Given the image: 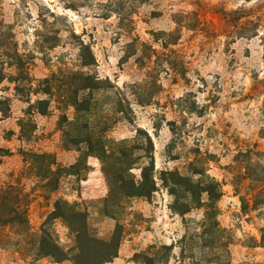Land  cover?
<instances>
[{
    "label": "rangeland",
    "instance_id": "rangeland-1",
    "mask_svg": "<svg viewBox=\"0 0 264 264\" xmlns=\"http://www.w3.org/2000/svg\"><path fill=\"white\" fill-rule=\"evenodd\" d=\"M78 73L100 87L82 90ZM36 100L48 101L45 114L28 107ZM86 136L102 141L109 171L117 160L136 183L152 162L150 194L108 197ZM42 153L55 162V190L31 157ZM261 155L264 0H0V186L27 195L33 234L62 198L101 239L116 224L120 245L142 233L135 264L137 254L150 264H264ZM51 228L72 245L62 223ZM26 242L0 228V264L55 263Z\"/></svg>",
    "mask_w": 264,
    "mask_h": 264
},
{
    "label": "trees",
    "instance_id": "trees-1",
    "mask_svg": "<svg viewBox=\"0 0 264 264\" xmlns=\"http://www.w3.org/2000/svg\"><path fill=\"white\" fill-rule=\"evenodd\" d=\"M82 49L87 53L86 56L82 57V65L88 66L93 60V56L90 54L89 47L82 45ZM19 69H23L21 65ZM83 82L81 84L82 90L92 91L98 89L100 82L97 79L91 78L88 75L83 74H72ZM44 88L41 93L44 95L51 94V85L49 80H43ZM36 93H39L38 91ZM71 105L76 108L78 101L71 100ZM47 100H36L34 105L29 104V108L33 106H40L36 108L39 113L45 114L47 110ZM22 121L20 127L22 128ZM85 143L88 149V155H95L102 163V172L109 182V193L108 197L113 194L120 193L125 197H147L152 190H145L148 186L147 172L152 170V162L149 167H142L140 173V182H135L134 177L128 174V169H121L118 165L117 160H113L112 164L114 170L109 171L108 165L105 163V159L110 157L104 150V146L100 139H91L86 136L85 139L81 140ZM148 141L150 139L148 138ZM78 143L77 141H74ZM150 143V142H149ZM99 149V153L94 152ZM251 151L244 153V155L251 154ZM262 156V155H261ZM34 160L40 162L41 177L45 179V186H48L50 182H54L53 190L56 189V171L51 170V167L55 165V162L49 154H31ZM264 157V156H262ZM125 175V176H124ZM209 183L212 179L208 178ZM259 183L264 185V176L256 179ZM149 183H151L149 181ZM209 183H206L204 187H207ZM152 185V184H151ZM145 191H147L145 193ZM207 192V190H203ZM27 195L18 187L7 185L0 186V228L16 229L24 233L27 237V244L29 250L34 251L36 259L49 258L55 263H61L69 261L72 264H105L111 262L118 255L119 245L122 239V230L119 224L115 225L112 233L108 239H101L89 228L87 224V213L81 210L76 203H69L68 201L57 198L53 203L52 211L47 215L46 219L40 226L38 234H33L29 228V222L27 219L26 207ZM106 201V200H105ZM55 221H59L68 230L72 245L65 249L59 243V238L52 227ZM260 247H264V235H261ZM162 250L167 251V246H162ZM136 259H141L142 263L150 264L151 260L145 254H137Z\"/></svg>",
    "mask_w": 264,
    "mask_h": 264
},
{
    "label": "crops",
    "instance_id": "crops-1",
    "mask_svg": "<svg viewBox=\"0 0 264 264\" xmlns=\"http://www.w3.org/2000/svg\"><path fill=\"white\" fill-rule=\"evenodd\" d=\"M91 194H94L93 192ZM103 196V195H102ZM153 236V234H149ZM150 237V236H149ZM143 239V234H133L131 239L125 240V243L120 245L118 255L111 262L105 264H135L132 260V254L136 251V247ZM53 264H66V263H53Z\"/></svg>",
    "mask_w": 264,
    "mask_h": 264
}]
</instances>
